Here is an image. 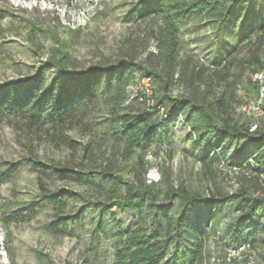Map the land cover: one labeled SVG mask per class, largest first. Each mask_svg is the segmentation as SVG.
Wrapping results in <instances>:
<instances>
[{
  "label": "trees",
  "instance_id": "obj_1",
  "mask_svg": "<svg viewBox=\"0 0 264 264\" xmlns=\"http://www.w3.org/2000/svg\"><path fill=\"white\" fill-rule=\"evenodd\" d=\"M261 5L259 0H136L127 20L137 27L144 24L153 41L152 50L144 48L142 59L123 49L117 58L104 56L79 67L55 53L57 57L35 75L0 83V123L19 118L29 127L47 125L68 147L81 149L82 157L90 145L71 142L64 133L73 127L90 132L104 126L113 146L132 157L127 173H118L107 163L56 165L28 157L25 163L36 173L39 194L10 210L8 221L32 220L49 205L54 215L48 229L65 235L78 218L67 213L68 203L80 199L98 211L97 234L110 233L114 264H209L211 238L224 254L249 245L264 262V120L251 130L250 122L237 116L232 106L248 69V96L259 94L250 77L264 70L258 53L264 44ZM236 19L241 27L238 41L226 42ZM201 24L227 44L224 56L216 51L204 62L183 50L184 28ZM241 46L247 47L249 56L239 57ZM50 68L55 73L47 75ZM146 76L152 80L153 93L139 92L141 98H132L130 87ZM104 115L107 122L94 119ZM178 128L184 129V138L209 173L225 168L236 174V190L192 192L174 185L163 165L157 181L147 183L146 153L168 155ZM17 171V165L10 164L0 182ZM55 180L90 189L94 196L49 187ZM112 208L135 210L134 228L122 229Z\"/></svg>",
  "mask_w": 264,
  "mask_h": 264
},
{
  "label": "rangeland",
  "instance_id": "obj_2",
  "mask_svg": "<svg viewBox=\"0 0 264 264\" xmlns=\"http://www.w3.org/2000/svg\"><path fill=\"white\" fill-rule=\"evenodd\" d=\"M135 1L0 0V83L35 75L49 65V59L57 57L53 56L55 53L65 55L79 67L88 66L104 56L117 58L123 49L136 60L142 59L145 56L144 48L152 50L153 41L147 38L144 24L138 28L135 22L127 20L129 9ZM259 1L262 3L259 10H262L264 0ZM240 29V21L234 20L226 42H237ZM183 33V50L195 54L204 62H209L216 51L220 54L225 52L223 56L226 54L227 44L215 38L211 27L201 24L195 28L189 25ZM239 50V57L249 56L246 46H241ZM258 53L264 58V44ZM250 70L245 71L236 92L238 101L232 106L237 116L259 124L264 120V107H258L255 112L241 109L244 102L255 99L248 96ZM54 73L55 69L50 68L46 74ZM139 81L130 87L132 98H141L137 96L143 92L145 83ZM151 85L153 91L154 85ZM104 118L105 115L94 117L97 121L107 122ZM106 129L104 126L95 127L87 132L73 127L64 133L71 142L90 145L89 153L82 157L81 149L68 147L47 125L29 127L19 118L3 119L0 123V176L10 164H16L18 171L10 179L0 182V264H114V241L110 233L107 236L97 234L95 224L98 211L93 206L87 207L88 204L80 199L68 203L67 213L78 218L65 235L55 234L48 229L47 224L54 215L49 205L43 206L32 220L9 222L7 219L10 210L35 199L39 194L36 173L25 163L28 157L56 165L74 166L84 162L104 166L107 163L116 166V172L127 173L132 165V157L123 155L113 146ZM184 134V129H175L165 157L155 155L152 150L146 153L147 169L155 173L152 178L149 172L145 174L149 178L147 183L157 181V172L163 165L174 185L182 184L192 192L206 195L217 190H236L239 187L236 174L225 168L209 173L198 161L196 151L191 149ZM49 187H68L81 192L83 196H94L92 190L74 183L55 180L49 183ZM112 211L122 229L128 231L134 228L137 222L135 210L112 208ZM225 214H221L222 220ZM207 250L209 264L227 262V254L212 238ZM254 257L256 264H264L255 250ZM241 262L234 259L235 264Z\"/></svg>",
  "mask_w": 264,
  "mask_h": 264
},
{
  "label": "bare ground",
  "instance_id": "obj_3",
  "mask_svg": "<svg viewBox=\"0 0 264 264\" xmlns=\"http://www.w3.org/2000/svg\"><path fill=\"white\" fill-rule=\"evenodd\" d=\"M138 77V76H137ZM251 80L253 82H255L256 84H258V88H259V94H258V97L255 96V99L254 100H251V101H247V102H244V104L241 106V109L242 111H246V112H249L250 110L251 111H256L258 110L259 108L258 107H264V70H260V71H257V72H254L252 75H251ZM140 80V81H139ZM138 81L139 82H143L144 81V87H143V93L144 95L146 96H151V92L153 93L152 91V80L150 77L146 76V77H141ZM154 83V82H153ZM143 85V84H142ZM174 93H176V90L173 91ZM253 92V91H252ZM139 94V93H138ZM137 96V95H136ZM150 101V99H149ZM163 108H161V111H162ZM240 109V107H239ZM240 109V110H241ZM253 109V110H252ZM160 112V111H159ZM163 112V111H162ZM258 112V111H257ZM243 113V112H242ZM253 113V112H252ZM261 115V114H260ZM257 124H254L252 126V124L250 123V129L251 130H254L256 128ZM150 173V172H149ZM245 246V245H243ZM241 247V246H240ZM238 247V248H240ZM237 248H231V249H228L227 252H226V261L227 262H230L231 260H233V257H232V253L233 251H236ZM247 253L246 254V261L250 262V264H256L255 263V257H254V250L253 249H250L249 246H247ZM225 260V258H224ZM214 262V261H213ZM219 262V261H218ZM220 263V262H219Z\"/></svg>",
  "mask_w": 264,
  "mask_h": 264
},
{
  "label": "built area",
  "instance_id": "obj_4",
  "mask_svg": "<svg viewBox=\"0 0 264 264\" xmlns=\"http://www.w3.org/2000/svg\"><path fill=\"white\" fill-rule=\"evenodd\" d=\"M251 124L253 126L255 123L251 122ZM148 175H149V177L152 178V177H154L155 173L150 172V173H148ZM247 246H249V245L241 246L240 248H237L236 251H233V253H232L233 260L239 259V260H242L241 264H250V262L246 261V254H248L247 253Z\"/></svg>",
  "mask_w": 264,
  "mask_h": 264
}]
</instances>
